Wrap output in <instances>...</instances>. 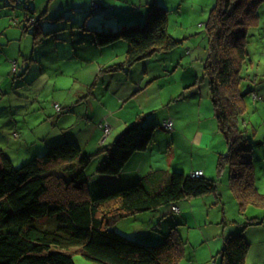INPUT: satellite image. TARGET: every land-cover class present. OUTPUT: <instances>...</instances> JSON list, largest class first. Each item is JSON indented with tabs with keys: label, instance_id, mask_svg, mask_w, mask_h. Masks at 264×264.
Listing matches in <instances>:
<instances>
[{
	"label": "trees",
	"instance_id": "16d2710c",
	"mask_svg": "<svg viewBox=\"0 0 264 264\" xmlns=\"http://www.w3.org/2000/svg\"><path fill=\"white\" fill-rule=\"evenodd\" d=\"M115 1L91 0L88 5L90 3L91 12H94L106 4L109 11L106 15L111 14L113 20H118ZM75 3L76 0H49L48 5L59 8L48 21L58 27L61 20L72 16ZM262 4L264 0H217L205 24L207 55L201 60L203 81L208 86L218 131L226 143V150L218 154L216 176L204 175L203 170H198L202 172L200 176L177 169L168 175L162 170L152 171L127 187L92 195L87 168L93 160L105 154L93 173L113 177L125 169L135 153L147 150L153 143L156 125L149 121L150 112L138 113L118 138L92 154L83 153L76 140L67 138L53 143L45 154L15 167L0 146V264H76L70 252L73 247H78L98 264H176L184 245L178 223L158 244L125 236L113 227L114 224L126 215L159 210L164 206H171L175 213L173 206L178 207V202L185 197L212 193L219 197L218 177L225 169L229 189L239 202L240 212L243 213L249 204L264 208V193L258 191L253 171L252 140L240 126V114L246 106L245 95L253 91L239 87L250 50L247 48L249 31L260 26L259 7ZM24 8L25 20L34 24L46 19L49 12L48 9L36 18L35 10L28 3H24ZM77 8L79 10V4ZM142 14L136 15V22L116 30L106 24L104 28L108 29H91L87 20L81 24L72 17L73 24L59 29L36 27L35 36L40 34L45 38L39 40H48L56 31L79 29L91 34L100 47L126 43L125 59L106 68L127 71L157 52L173 50L179 42L168 32V10L162 3H148ZM47 44L45 54L48 50H57L55 46L61 44L65 58L73 46L68 33L62 42L57 39ZM62 109L60 106L58 111ZM168 120H172L173 129L172 118L163 121V128ZM100 128L103 131L101 124ZM261 222V218H247L243 229L226 238L219 252L220 264H246L250 243L243 231Z\"/></svg>",
	"mask_w": 264,
	"mask_h": 264
},
{
	"label": "rangeland",
	"instance_id": "374dc122",
	"mask_svg": "<svg viewBox=\"0 0 264 264\" xmlns=\"http://www.w3.org/2000/svg\"><path fill=\"white\" fill-rule=\"evenodd\" d=\"M90 1L76 0V10L72 12V16L61 20L60 25L55 28L48 19H50V15L56 14L59 7H54L52 4L48 5L49 0H0V146L12 164L19 167L28 163L35 156L45 154L53 144V142H46L47 134L50 138H53L59 132L65 133V136H70L77 130L84 128L87 124L85 120H88L84 119V111L92 105L84 103L85 105L76 106L72 103L70 106L74 94L78 93L81 88L88 89L87 85H91L99 72L98 64L103 65L110 62L118 64L125 59L126 54V43L119 46L101 45V47L95 43L97 49L88 48L87 50L91 62H81L73 60V58L62 57L65 55V50L60 48L63 47L61 44H59L57 50H48L44 54V51L49 47L47 42L53 43L57 39L62 42L67 34L60 30L50 34L48 40H39L41 37L45 38V36L39 34L36 37L35 28L40 25H47L49 29H59L68 23L73 24L72 17H76V23L83 24L87 20L86 23L91 29H96V27L98 29H108L104 28L106 26L114 27V30L124 29L137 21V9L143 6L146 7L148 3L153 5L162 3L165 6L168 10V32L179 40L173 50L157 52L158 57H156V54L152 56L154 60L149 63L152 74L160 73L164 75L153 81L154 85L147 91V99L141 102V105L144 106L145 104V107L138 110V113H152L149 115V121L155 123L154 139L156 142L157 140L160 142H158V145H153V152L146 151L147 154L141 163L135 161L130 167L128 165L125 169L126 173H124L126 175H118L117 177L95 176L94 169L103 160L102 156L93 160L87 168V172L91 176L89 181L91 194L100 195L131 185L133 183L130 182L131 176L145 171L140 176L143 177V175L149 173L147 170L150 169L152 162L153 165L158 163L155 164L154 170H163L166 173L173 170L172 166L176 167V164L171 165L172 163L178 162L177 168L182 169L184 167L185 174L190 173L188 163L191 159L195 160V164L208 162V154L220 152L216 148H208V142L216 141L217 137L214 139L213 132H206V137L200 144L195 141L192 134H189L193 133L195 125L200 124L196 115L189 112L193 107L198 108L199 105H192L189 101L182 105L181 102L176 101L174 103L175 101H173L169 106L168 102L171 101L173 95H177L182 89L180 82L183 72L186 71L188 74L195 65L197 66V63L198 69L201 70L202 68L201 59H205L207 55L205 24L217 0H119L123 1L127 8L123 11L120 9L116 11L119 14L130 12L132 17L131 20H125L126 17L123 16L120 24V18L113 20L111 14L106 15L109 12L106 4H103L104 6L99 11L91 12L90 3L88 5ZM24 3H28L35 10L36 18H40L48 9L49 15L46 19H39V22L35 24L26 21ZM77 4H79V10ZM259 14L260 26L258 31L261 32L264 30V4L259 7ZM25 26H27V30H24ZM252 32L253 30L250 31L248 39L251 37L254 41L250 44L252 49L248 50V55H246L245 64H247L242 68L241 77L243 79L239 87L245 90L253 84L255 91L261 98L256 101L252 97L253 93H246L245 100L247 103L245 110L240 114V126L249 134L252 140L256 187H259V181L264 184V67L259 66V63L264 64V54L262 42L260 43L262 39H258V36H254ZM260 59H262L261 62H259ZM164 62L167 63V70L164 69ZM175 67L177 70L173 71ZM255 72L260 75L256 81L257 84L253 83ZM153 75H148V77L152 78ZM159 84L162 86L161 89L157 87ZM201 84L204 86L203 96L205 97L208 86L206 82L199 85ZM108 91L111 92V90ZM104 97V92H102L100 99ZM94 102L96 105L98 104L97 99H94ZM56 104L63 108V113L57 110ZM183 110L188 114V118L183 120L185 122L191 121L188 124L189 128L185 127V129L187 137L194 147L192 148L190 145L186 148L173 149L169 145L173 131L164 129L163 121L170 112L176 111L174 113H177ZM201 110L202 114L210 116V118L201 121V126L205 125L211 129L209 126L214 123L217 128L215 130L216 135L220 141L225 142L222 135L218 133V124L214 116L211 99L204 98ZM96 111H100V109L96 107ZM156 118L157 120H155ZM193 118L194 121H192ZM209 119L212 121L207 122ZM243 120L245 121L243 122ZM93 121V126H95L98 119ZM111 133L105 138L108 139L107 142L116 135L112 137ZM202 146L203 149H197ZM218 179H220L218 194L219 197H222V203H225L224 210L220 211L221 206L218 205L216 197H213L211 202L214 205L206 212V224L199 222L202 221L200 212L205 207L204 199L202 197H192L190 202L184 201L182 204L186 223L183 215L173 213L171 206H164L159 210L126 215L120 218L113 227L123 235L138 241L158 244L164 239L170 228L176 225V220H179L180 224L177 225V229L184 240V245L183 254L176 264H220L219 257L215 261L209 255V243L204 241V233L207 234V237H211L214 232L208 231L215 230L216 226L221 228L225 226L224 223L230 225L236 224L234 222H240L239 220L245 221L255 215L252 210L260 212L261 216L259 217L263 219L261 224L263 226L262 230H264V209L250 206L244 214H241L239 204L233 198L228 186V173L226 172ZM125 180H128V182H125ZM106 184L107 186H105ZM181 201L178 202L179 207ZM222 220H224V223ZM200 224L202 225L201 228ZM255 228L254 225H250L247 227V231H253L252 233L255 234ZM70 252L76 264H98L85 256L78 247H73Z\"/></svg>",
	"mask_w": 264,
	"mask_h": 264
},
{
	"label": "crops",
	"instance_id": "0c3cea01",
	"mask_svg": "<svg viewBox=\"0 0 264 264\" xmlns=\"http://www.w3.org/2000/svg\"><path fill=\"white\" fill-rule=\"evenodd\" d=\"M88 1V0H86ZM114 8L116 10L119 11V9L121 11L125 10L126 4L123 1H115L114 3ZM145 11V7H141L139 9V12L136 13L140 14L141 16H143ZM49 15V13H48ZM123 16L126 17L125 20H131V13H127V14H119V18L121 19ZM46 27L48 26H42L41 28L42 30L46 29ZM258 27V26H257ZM257 27L252 28L250 31L253 30L252 34L254 36H258V39H262V41L260 40V43L262 42V47H263V54H264V30H262L261 32L258 31ZM68 32H66V34L68 33V37H70L72 39V51H69L70 55H68L66 58H73V60H79L81 62L83 61H87V62H91V58L89 57V55L87 54V50L88 48H96V44L94 42L93 36L83 30H79V29H68ZM249 31V33H250ZM253 38L250 37V39L248 40V44H247V48L248 49H252L250 48V44L251 42H253ZM257 46V45H255ZM56 49L59 48L58 46H55ZM47 50V49H46ZM45 50V51H46ZM44 51V54H45ZM126 53V52H125ZM32 57H34V55H32ZM64 57V56H62ZM156 57H158V54H156ZM37 59V57H34ZM65 58V57H64ZM154 58L151 56L150 58L146 59V60H142L139 61L137 63H135L133 66H131L127 71H114V70H109L106 68V66L108 67L110 63L107 64H98V68H99V72L96 74L94 81L91 83V85H87L88 89L85 88H81V90L78 91V93L74 94L73 98H72V102L70 103V106L73 104H76V106L78 105H85L84 103L88 104V105H92L88 110L84 111V119H88L87 121L85 120V122L87 123L86 126L82 129L77 130L76 132L72 133L70 136H65V133L59 132V134L54 135L53 138H50L49 134L46 135V142L50 143L53 142H59L65 138H71L76 140V142L81 146L83 153L85 154H92L94 152H96L98 149H101L103 146L105 145H109L111 144L116 138H118V136L121 135V133L126 129L127 126L131 125L136 117V115L138 114V110H141L145 107L141 105V102L143 100H146L148 97L147 91L148 89L154 85L153 81L159 79L161 76H163L164 74H160V73H155L154 75L151 72V67H150V62L153 61ZM202 60V59H201ZM262 59H260L259 62H261ZM94 62V60H92ZM201 66H202V61H201ZM199 64V66H200ZM259 66H263L264 64H260ZM167 67V63L164 62V69H166ZM177 70V68L175 67L173 69V71ZM264 71V70H263ZM107 72V73H104ZM104 73V74H103ZM148 75H153L152 78H149ZM170 76V75H167ZM260 75L255 72L254 73V79L253 81L255 82V84H257V80L258 77ZM169 79V78H168ZM107 80H109V82H107ZM204 75H203V69L201 68V70L198 69V63L197 66L195 65L187 74L186 71L183 72L182 74V80H181V86L182 89L179 91V93L177 95H173L171 97V101L168 102L169 106L173 103V101H175L174 103H176V101L181 102L182 105L189 101L190 104L195 105L198 104V108H192V110L189 112L187 109H184L185 111H188L189 113L196 115L198 121H200V124L195 125V129L193 131V133H189L192 134L195 138L196 142H199L200 144L202 143V140L206 137V132H213L214 134V139L217 137V142L215 140H213L211 143L208 142V148H216L217 150H219L220 152H224L225 148H226V143L222 142L219 140L218 136L216 135L217 132H215L216 125L214 123L211 124V129L208 128L207 126L203 125L201 126V121L203 119H207L210 118V116L206 115V114H202V110H201V105L204 103V98L210 99L208 96V91L206 88V94L205 97L203 96V91H204V86L203 84L199 85L200 83H203L204 81ZM253 82V83H254ZM264 82V80H263ZM83 86L85 84H82ZM86 86V85H85ZM158 88L161 89V85L159 84L157 86ZM248 88H251L253 93H256L257 98L252 97L257 101L258 99H260L261 97L259 96V94L255 91L254 89V85H250L248 86ZM85 90V91H84ZM108 90H111V92H109ZM88 91V92H86ZM104 92V98L100 99V94ZM183 94V95H181ZM180 96V97H178ZM94 99L98 100V106L96 105V103L94 102ZM137 103V106H136ZM146 103V102H145ZM246 100H245V104H246ZM110 104V106H109ZM206 104V103H205ZM208 105V104H207ZM67 106V105H65ZM96 107H98L100 109V111H96ZM182 112H170L169 115L167 117H165V119H170L172 118L174 121V128L172 130L169 131H173L172 133V137L170 139L169 145H171V147L173 149L175 148H186L188 146H192V148L194 147L192 142H190L191 140H189V138L187 137V132L185 127L188 129V124L191 121L185 122L183 119L188 118V114L185 111ZM63 113V109L62 112ZM146 113V112H144ZM141 113V114H144ZM94 119H98V123H96L95 126H93L94 124ZM164 119V120H165ZM157 120V118L155 119ZM105 121L110 123V133L112 135V137L115 135V137L107 142L108 139H105L106 137H104V133L100 128V124H103ZM192 121H194V118L192 119ZM212 120H208L207 122H210ZM206 122V124H207ZM91 129V131H90ZM121 130V131H120ZM189 132V131H188ZM48 133V132H47ZM218 133H220L218 131ZM54 140V141H52ZM225 141V140H224ZM107 142V143H106ZM158 142H160L159 140L154 139L153 143L149 146V148L145 151L142 152H138L135 153L131 159L128 161L126 167H130V165H132L133 163H135V161H139L138 163H141V161L144 159L145 155L147 154L146 151H152L154 149L153 145H158ZM218 143V144H217ZM217 144V145H216ZM225 144V145H224ZM197 149H203L202 147H199ZM213 151V149H212ZM211 151V152H212ZM220 152H217V154H208V158L209 161L206 162L205 164H195V160L191 159L190 162L188 163V168L190 170V175L192 173H194L195 171L198 170H203L204 175H209V176H216V163H217V158H218V154ZM102 157L105 156V154L101 155ZM138 158V160H136ZM158 164V163H155ZM153 162L151 164V167L149 170H147V172L151 173L152 171H159V170H154V166ZM172 166L173 170L177 169V170H181L184 172L185 168L182 167L181 168H177L179 163H172L171 165H175ZM125 167V169H127ZM123 169V171L119 174V175H126L124 173H126V170ZM161 171V170H160ZM163 171V170H162ZM253 171L255 173L254 170V164H253ZM145 172V171H144ZM144 172H141L140 174H134L133 176H131V181L130 182H136L138 180H140L142 177H140L142 174H144ZM227 172V169H225L223 171L222 175H225V173ZM147 173V174H149ZM128 174V173H127ZM146 174V175H147ZM165 175H168L169 173L164 172ZM113 176V177H117ZM145 175H143L144 177ZM219 176V177H221ZM255 179H256V175H255ZM263 179V177L261 178V180ZM256 181V180H255ZM125 182H128V180H125ZM262 181H259V187H257L258 191H260L261 193H264V184ZM107 186V184L105 185ZM263 190V191H262ZM212 195V196H211ZM214 195V196H213ZM233 196V194H232ZM202 197L204 199V205L205 207L201 210L200 215H201V219L202 221L199 222H204V224H206L207 222V211L209 209H211V206L214 205V203L211 202V200L213 199V197H216L217 199V203H219L218 205L221 206V210H224V206L225 203H222V197H218L217 194H206L203 196H199ZM231 197V196H230ZM200 198V199H202ZM233 198L235 199V201L237 202V204H239V202L237 201V199L233 196ZM192 199V197H185L180 203V207H179V211L175 212V214L180 213L181 215H183V211H182V204L184 203V201H188L190 202ZM196 199V198H194ZM178 205V204H177ZM250 206H254L257 207L259 209H264L263 207L257 206V205H252L249 204L246 209L244 210V212H246V210L248 209V207ZM204 209L206 210L204 212ZM241 213V214H244ZM252 212H254L255 215H252V217H256V218H260V212L258 210H252ZM249 217V218H252ZM184 221L186 223V217L183 215ZM218 218V217H217ZM264 218V217H263ZM262 219V218H261ZM199 220V218H198ZM240 222H234L236 224H230L227 225L226 223H224V220H222V222L224 223L225 226H222L221 228L219 226L215 227V230L212 231H208V232H214V234L211 237H207V234L204 233L203 235V239L206 243H209V248H208V252L209 255L212 256V258H214V260H217V257H219V252L221 251L224 242L226 240V238L232 234L235 233L236 231L243 229V220H239ZM263 221V219H262ZM179 220H176V223H179ZM183 225V224H181ZM221 225V224H219ZM227 225V226H226ZM256 228L254 230L255 234H253L252 232L247 231V227L244 229V236L245 239L250 243L249 246V250L246 256V264H264V230H262L263 226L261 223L259 224H253ZM200 228L202 227V225H199ZM250 226V225H249ZM247 236H246V235ZM206 235V237H205ZM215 260V261H216Z\"/></svg>",
	"mask_w": 264,
	"mask_h": 264
},
{
	"label": "built area",
	"instance_id": "2783aa9c",
	"mask_svg": "<svg viewBox=\"0 0 264 264\" xmlns=\"http://www.w3.org/2000/svg\"><path fill=\"white\" fill-rule=\"evenodd\" d=\"M253 97L257 98L256 93H253ZM56 108H57V110H59L60 106L58 104H56ZM101 126H102L103 131H104V135L103 136L106 137L110 133V128H111L110 123L105 121L103 124H101ZM172 127H173L172 120H168L167 122H165L164 128L172 129ZM201 174H202L201 171H196V172L192 173L193 176H200ZM173 210L174 211H178L179 209H178L177 206H173Z\"/></svg>",
	"mask_w": 264,
	"mask_h": 264
},
{
	"label": "clouds",
	"instance_id": "9594fccd",
	"mask_svg": "<svg viewBox=\"0 0 264 264\" xmlns=\"http://www.w3.org/2000/svg\"><path fill=\"white\" fill-rule=\"evenodd\" d=\"M178 209H179V207H178ZM179 211V210H178ZM178 211H176V212H178Z\"/></svg>",
	"mask_w": 264,
	"mask_h": 264
}]
</instances>
